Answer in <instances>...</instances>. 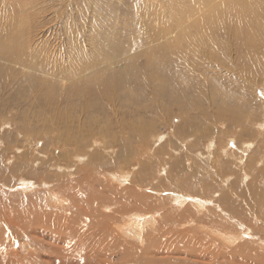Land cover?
<instances>
[{"label":"rangeland","instance_id":"374dc122","mask_svg":"<svg viewBox=\"0 0 264 264\" xmlns=\"http://www.w3.org/2000/svg\"><path fill=\"white\" fill-rule=\"evenodd\" d=\"M263 4L259 0H0V167L4 170L0 216L6 209L14 213L19 204L15 199H21L13 219L17 217L28 233L38 228L44 238L25 240L40 250L35 255L63 260L59 264L80 260L73 250L65 255L79 244L57 229L55 218L66 213L67 202L61 204L49 193L58 185L62 191L70 189L65 184L79 182L86 166L100 181L106 204H112L98 211V223L90 221L94 214L82 218L80 213L75 220L79 227L88 226L95 238L89 246L109 244L112 252L104 254V264H264V212L244 191L253 176L246 160L264 140ZM180 27L189 30L176 44L172 34ZM156 51L171 60L176 72L186 65L182 75L187 90L165 84L162 92L154 94L161 85L152 62H157ZM125 73L132 77L131 86L98 98L96 89L102 81ZM150 76L153 80L147 83ZM190 94L198 99L195 105ZM176 96L178 101L173 100ZM217 104L234 107L239 126L231 123L230 131L225 129L233 116L227 111L224 121L213 120ZM177 106L184 112L183 120ZM139 127L145 133L136 137ZM209 141L212 149L206 147ZM244 142H252L253 147L247 158L238 160ZM178 154L188 159L185 178L176 171L168 174ZM217 156L226 174H221L222 181L221 176L215 180L211 175L209 163ZM21 162L25 169L11 170ZM50 165L62 170L59 173ZM256 167H250L253 174L264 170V154ZM49 172L61 177L55 180ZM127 172L130 178L125 179L122 173ZM21 178L31 180V188H13ZM209 181L213 183L204 190ZM222 191L235 208L225 212L237 222L211 203L220 201ZM177 192L199 194L194 197L206 203L199 208L194 198L179 197ZM112 196L126 205L115 218L118 204ZM129 221L140 222L139 235L126 225ZM122 223L120 231L117 225ZM235 235L238 238L232 241ZM57 237L66 240L58 244L61 257L54 249ZM26 244L14 240L13 253L8 246L2 248L0 260L40 264Z\"/></svg>","mask_w":264,"mask_h":264},{"label":"bare ground","instance_id":"6f19581e","mask_svg":"<svg viewBox=\"0 0 264 264\" xmlns=\"http://www.w3.org/2000/svg\"><path fill=\"white\" fill-rule=\"evenodd\" d=\"M255 1V0H253ZM258 1V0H257ZM259 2L261 3H264V0H259ZM264 5V4H263ZM257 6V5H256ZM170 30V29H169ZM169 30L167 32H169ZM187 30H189L187 27H180V31L179 33L176 32L174 35L172 34L173 36V41L176 42V44H178V42H180L182 40V37L187 33ZM172 32L174 30H171ZM166 32V30H165ZM167 34V33H166ZM189 34V33H188ZM85 37V36H84ZM166 37V35H165ZM164 39V38H163ZM166 39H168L169 41L171 40L169 37H167ZM184 47V46H183ZM152 48V47H151ZM182 48V47H181ZM185 48V47H184ZM157 52V51H156ZM155 52V53H156ZM156 58L157 59V62L153 59V58ZM153 58L150 56V55H147V59H153L152 62H154V66L158 72L159 75H161V77L159 79H161V85L158 86L157 90L154 91V94H156L157 92H162V89H160L163 85L167 84L168 86L171 87V85H180L182 86L181 88L183 89V91L187 90L186 89V85H183L186 83L185 79L183 80V75L182 73H184L183 69L186 67L185 64H182V67H179V72H176L175 70H173V63L169 62L168 60V57L165 56V54H160L159 52L156 53L155 56H153ZM191 61V60H190ZM188 63V62H187ZM192 63V62H191ZM81 67V65H80ZM170 67L172 69H170ZM131 71V70H130ZM133 72L135 71V69L132 70ZM0 73H3V70L0 69ZM136 75V74H135ZM2 76V75H1ZM134 76V75H133ZM140 76V75H139ZM108 77V76H107ZM113 78V80H109V79H106L104 81H102V83L99 85V87L96 89L98 92L97 93V96L98 98H104V97H107V95H109L110 93V96H113V94L116 93V91L118 89H123V88H126V87H129L132 85L131 83V80H132V77L128 75V73H125V76L124 75H121V76H117V78H114V77H111ZM140 78V77H139ZM189 78V77H188ZM138 79V78H137ZM153 80V77H149V78H146V81L147 83L151 82ZM73 81V80H72ZM135 81V80H134ZM135 83V82H134ZM141 83V82H140ZM138 84V83H137ZM135 84V85H137ZM140 85V84H139ZM73 86V84H72ZM178 87V86H177ZM118 88V89H117ZM140 88V87H138ZM179 88V87H178ZM90 91V90H89ZM119 92V91H118ZM80 93V89L79 90H76L75 91V94H78ZM86 93V92H85ZM151 93V92H150ZM184 93V92H183ZM177 95H179L178 93H176ZM88 95V94H87ZM186 95V94H185ZM184 95V96H185ZM79 97L81 98H85L87 96H84V95H78ZM183 96V95H182ZM180 96H176L173 100L174 101H178L180 98ZM189 97L191 98V100L194 102V104H191V105H195L196 102H197V98H195V96H193L192 94L189 95ZM95 98V97H94ZM187 99V97L185 98V100ZM184 103V102H183ZM228 105V104H227ZM230 106V104L228 105ZM177 108L179 109V111H181V108L177 106ZM136 111H138L136 109ZM227 111V112H226ZM232 111H234V107L233 109H231V106L230 108H225L224 105L220 104V105H216L215 106V113L216 115L214 116V119L215 121H222L223 120V117L224 116V113L226 112L227 115H233L232 118H230V120L227 122L228 124H226V126L228 128H225L226 130H229L230 131V127L229 125L231 126V123H235L234 126H239V123L241 121H238V118H237V114L236 113H232ZM182 112V111H181ZM180 112V118L183 120V114L184 112L181 113ZM189 114L188 112V109L185 111ZM223 115V117H222ZM193 117V116H191ZM177 118V117H176ZM186 119V118H185ZM227 119V118H226ZM191 118L189 116L188 119H186V121L190 122ZM224 121V120H223ZM181 123V122H180ZM218 123V122H217ZM222 123V122H221ZM226 123V122H225ZM214 124V123H213ZM178 125H181V124H178ZM241 126V125H240ZM246 127V126H245ZM244 127V128H245ZM262 127V126H261ZM260 127V128H261ZM263 129V128H262ZM136 130H138L139 132L136 134V137H141L144 135L145 131H144V128L143 127H139L137 128ZM250 131V130H249ZM254 134V133H253ZM256 135V134H255ZM135 137V138H136ZM123 143H126V142H123ZM260 143V142H259ZM211 144V141L208 142L207 144V149H212L213 146H210ZM233 146V144H232ZM255 146V145H254ZM253 147V143L252 142H244L242 143V147H241V150H240V156H237L236 158H238V160H241L242 158H244V156L247 158L248 154H249V150ZM256 147V146H255ZM254 147V148H255ZM234 148V146H233ZM223 149V148H222ZM17 150V149H16ZM253 154H249L247 160L245 158V160L247 161V169L252 173V179L250 180V182L247 184V188L244 189V191L246 193H248V196H250V199H251V202L252 204L255 203V205L258 207V209L260 211H262V213L264 212V170L261 171V170H258L257 169V173L256 174H253V168H250V167H256V164L257 162L260 160L262 154H264V140L261 141V143L255 148L253 149ZM224 151V149H223ZM238 151V150H237ZM17 152V151H16ZM15 153V152H14ZM224 153V152H223ZM123 154V151L121 150L120 152V155ZM244 154V155H243ZM132 153H129V156H131ZM210 155V152L208 153V156ZM17 156V155H16ZM20 159H22L24 156L23 155H20L19 156ZM207 157V156H206ZM219 156L216 157V160L212 161L209 163L210 165V168H212V171L214 173H212V177L215 179L216 176L220 177L221 174H222V171H225L224 169H222V167L219 166V163H220V158H218ZM235 157V156H234ZM193 158V157H192ZM188 160V159H187ZM182 154H178L174 159L173 161L170 163V172L168 173L169 175H171L172 173L175 174V171L178 172L180 175L182 174L183 178L186 177V175H184V173H186V171L188 170V168H186V165H185V162L187 161ZM48 162V161H46ZM44 163L45 165H47V163ZM193 163H196L193 159ZM218 163V164H217ZM246 163V162H245ZM84 164V163H83ZM190 165V164H189ZM192 165V164H191ZM195 165V164H193ZM197 165V163H196ZM140 168L143 169V166L141 164H139ZM227 166V165H226ZM51 169L53 167H56L57 168V171H59L60 173V170H62L60 168V166H55V165H50L49 166ZM194 167V166H192ZM263 167V166H262ZM70 168V167H69ZM190 168V167H189ZM246 168V167H245ZM257 168V167H256ZM25 169V163H22L21 164L19 163H15L11 170H14V171H19V170H23ZM264 169V168H263ZM55 170V169H53ZM196 170V171H194ZM193 171L195 173H198V168L197 169H193ZM233 171V170H232ZM56 172V171H55ZM51 172H49L50 174ZM115 172H110L109 174H114ZM194 173V174H195ZM187 174V173H186ZM123 177L126 179L129 177V174L128 172L127 173H122ZM223 175V174H222ZM226 174H224L223 176H225ZM0 176H4V170L2 167H0ZM220 178V180H224L222 179V177ZM240 176V174L236 173V178L238 179ZM247 176V175H246ZM255 176V177H254ZM50 177H52L53 179L57 180L61 177V175H59L58 173L57 174H53L51 173L50 174ZM130 178V177H129ZM191 178V177H190ZM246 178V177H245ZM244 178V179H245ZM189 179V177H187V180ZM161 180V179H160ZM216 180V179H215ZM234 180V179H233ZM232 180V181H233ZM184 181V180H183ZM226 181V180H225ZM23 182V184L21 185L20 183ZM185 182V181H184ZM186 183V182H185ZM213 182L212 181H209V183H206L202 188L204 190H208L209 189V186L212 184ZM225 183V182H224ZM230 183V182H229ZM31 180L29 179H26V178H21L17 181L16 183V186H13V188H16L19 189V190H22V191H26V189L28 188H31ZM187 184V183H186ZM236 184L238 183H233L231 184L232 186H236ZM241 184V183H240ZM42 185H46L45 182L42 183ZM65 186L67 187H70V189L66 190V191H62L61 189V185H58L57 188H55V191H52L50 192L49 194H52L50 195V198L53 197L54 195L56 196L55 200L57 199L59 203L61 204H66L67 202V206H65L66 208L63 210L65 211L66 210V213L64 215H59L55 218L56 220V224H57V229L62 231V232H65V235L66 233L68 234V236H71L72 239H73V243L75 244H79V247H72V249H69L68 251L66 250V254H68V252H70L71 250H73L74 253L80 255L79 257L80 260L76 259L75 261H70L68 262V264H104L105 263V260H104V254L105 253H109V252H112L110 251L111 249H109L107 247V245L109 246V244H104L103 247L99 248L97 247L95 244L89 246L92 242H95V238L93 236H90V232L86 229L88 228V226H85V229L82 228V227H79L80 225L76 224V220L79 219V214L82 216V218L85 216V215H89V214H94L92 218V223L94 222H99V216H98V211L100 209H110L112 203L110 204H106V202L104 201V197L101 196L103 190L101 189V183L98 179L96 178H93L92 175L89 173V168H87L86 166L84 167V175L82 177V179H80L79 182L74 181V184L73 183H66ZM227 187V186H226ZM6 188V187H5ZM12 188V189H13ZM244 188V187H243ZM199 191V190H198ZM221 191V190H220ZM225 191V190H224ZM241 191V190H240ZM243 191V192H244ZM105 192V191H104ZM223 192V191H222ZM224 194L217 199L219 202L218 203H214V202H211L215 205V207L217 209H219L221 211V213L223 212L224 214H226L227 216H229V218H234L232 216H230V214L225 211H227V208L233 212H235V208H234V202L233 200H230L228 199V196H227V193L223 192ZM239 193V192H237ZM245 193V194H246ZM221 194V193H220ZM243 194V193H241ZM177 196L179 197H182V198H185L188 197L189 199H192L194 198V201H196V205L197 207H203L204 204L206 202V200H201V199H198L194 196H199V194H186V193H180V192H177L176 193ZM203 195V194H201ZM207 195V194H206ZM234 195V194H233ZM237 196V195H236ZM247 196V195H246ZM234 197V196H233ZM238 198V197H237ZM114 199V197L112 196V200ZM116 199V197H115ZM205 199H206V196H205ZM208 199V198H207ZM211 198H209L208 200H210ZM228 199V200H227ZM249 199V198H248ZM16 201L19 202V204L15 207V210H14V213L11 214V210L8 212L6 211L7 209L5 208V205L4 207L2 208H5L6 210L5 211H2V214H1V219H0V223H1V233H0V258L1 256H3L4 254L2 253V251L4 249L2 248H6V246H8V248L12 249V245L14 243V240H18L20 241L22 244H26V241L25 240H30V241H34L33 238H39V239H44L43 237H41L40 233H39V229L37 228L36 231H32V233H28L26 230H24V227H23V224L21 223V221L16 217L13 219L14 216L17 215V212H18V209H19V206L21 204V199L17 198L15 199ZM212 200V199H211ZM241 200V199H240ZM239 200V201H240ZM245 200V199H244ZM11 201V200H10ZM39 201H37L38 203ZM114 203H117L118 204V208L113 211V215L112 217L115 218V215L116 213H121L124 211V209L126 208V205L125 204H122V203H118V201H114ZM6 203V201H5ZM11 203V202H10ZM14 203V202H13ZM12 203V204H13ZM99 203V206L97 208H95V205ZM204 203V204H203ZM17 204V203H16ZM55 204V203H53ZM238 204V203H236ZM8 205V203H7ZM195 205V206H196ZM246 205V204H245ZM9 206V205H8ZM8 206H6L8 208ZM36 208H38L39 205H35ZM223 206V207H222ZM10 207V206H9ZM211 207V206H210ZM224 211H223V209ZM256 207V208H257ZM14 208V206H13ZM35 208V207H34ZM238 209V208H237ZM247 209V207H246ZM3 210V209H2ZM72 211V215L71 217L69 218V216H67V213L69 211ZM248 210V209H247ZM256 210V209H255ZM45 211V210H44ZM42 211H40L41 213ZM253 212V211H252ZM64 213V212H63ZM70 213V212H69ZM134 213H139L142 217H147L148 213H144L142 214V212L138 211V212H134ZM241 213V212H240ZM16 214V215H15ZM46 214V213H45ZM71 214V213H70ZM243 214V213H242ZM33 215V214H32ZM34 216V215H33ZM67 216V217H66ZM4 219V221H3ZM38 219V217H37ZM76 219V220H75ZM237 222V219L234 218ZM173 220V219H172ZM54 221V220H53ZM189 221V220H188ZM7 223V226L6 228H4L5 226V223ZM148 222V221H147ZM51 223V222H50ZM185 223V222H184ZM239 225H242L243 228H247V231H248V227L244 226L241 222H238ZM178 224V223H177ZM183 224V223H182ZM237 224V223H236ZM127 226L129 227H133V229L135 228L137 231L134 230V232L136 234H140L138 230V228L140 227V222L138 223L137 221H129L127 224ZM51 226V225H50ZM122 227H123V223L121 225H117V228L121 231L122 230ZM176 227V226H175ZM43 229V228H41ZM254 229V228H253ZM211 230V229H210ZM258 231V230H257ZM92 232V231H91ZM169 233H171L170 231H168ZM190 232V231H189ZM93 235H96L95 232H92ZM176 234V233H175ZM173 233V235H175ZM236 234V233H235ZM177 235V234H176ZM66 236V237H68ZM50 237V235H49ZM237 235H235L233 237V240L234 239H237ZM262 238V237H261ZM11 241V245H8L9 241ZM55 240V239H54ZM57 240V241H56ZM56 242H55V245H52L54 246V249L57 250L59 256L61 257L62 255V251L63 250H59L58 248V244L59 243H65L66 240L65 239H61L63 240V242L60 240L59 237L56 238ZM114 244H116L115 242H113ZM50 244V243H48ZM118 244V243H117ZM26 245H28V248H29V253L31 255V257H37V259H40L42 262L40 261H37L38 263L42 264V263H47V264H59L61 261L63 260H60L58 259L57 261L53 258V259H44V258H41L39 256H41L40 254L39 255H35V253H39V249L38 251H35V249H37V247L35 245H31V243H27ZM40 246H45V243L41 242L39 243ZM128 245V244H127ZM129 246V245H128ZM170 246H173L170 245ZM228 246V245H227ZM117 247V248H116ZM116 247H114V249L116 248L115 251L117 250H120V244L119 246L116 245ZM108 248V249H107ZM172 248V247H171ZM2 249V250H1ZM254 251V250H252ZM81 252V254H80ZM9 253H13L12 251L9 252ZM122 253V252H121ZM257 253V252H256ZM237 254V253H236ZM229 255V254H228ZM231 256V255H230ZM233 256V255H232ZM236 257V256H235ZM251 258V257H250ZM257 259V258H255ZM2 260V259H1ZM0 260V264H5V262L3 263L2 261ZM246 260V259H245ZM36 262V261H35ZM33 262V263H35ZM139 262H137L138 264ZM242 263V262H241ZM63 264H66V263H63ZM251 264V263H250ZM255 264V263H253Z\"/></svg>","mask_w":264,"mask_h":264}]
</instances>
